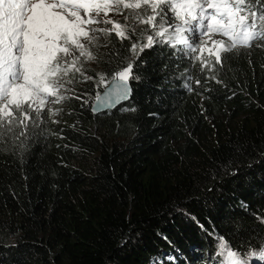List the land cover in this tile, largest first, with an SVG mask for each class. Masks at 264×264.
Masks as SVG:
<instances>
[{"label":"trees","instance_id":"obj_1","mask_svg":"<svg viewBox=\"0 0 264 264\" xmlns=\"http://www.w3.org/2000/svg\"><path fill=\"white\" fill-rule=\"evenodd\" d=\"M141 29L82 41L92 58L62 66L65 99L0 137V264H220L221 238L264 247V39L217 63L161 37L136 55ZM128 63L132 98L95 115Z\"/></svg>","mask_w":264,"mask_h":264},{"label":"snow or ice","instance_id":"obj_2","mask_svg":"<svg viewBox=\"0 0 264 264\" xmlns=\"http://www.w3.org/2000/svg\"><path fill=\"white\" fill-rule=\"evenodd\" d=\"M165 8L173 12L179 23H168ZM126 9L131 10L125 17L131 19V24L122 25L108 17L109 12L123 14ZM93 24H111L112 28L88 27ZM140 24L148 25L153 32L147 34V30L141 29L138 39L131 45L136 55L151 47L155 37L195 52L201 46L193 47L185 34L198 31L201 37L209 40L211 34H220L230 41L227 44L224 40L213 41L214 45L220 46L215 53L219 63L221 52L237 46L248 47L252 41L264 39V2L71 0L69 6L64 0H0V137L14 132L17 127L22 129L20 135H25L29 122L35 125L32 113L38 116L49 97H56L53 102L65 99L59 94L63 87L58 79L62 66L69 63V57L73 66L79 57L92 58L82 41L90 44L96 39L95 33L111 31L127 39L129 29L136 34ZM139 40H146V43H139ZM201 44H207V40H202ZM131 74L132 63H128L107 84L101 76L99 82L106 87L110 84L111 88L103 99L97 96V108L109 106L113 98H126L130 92L128 80ZM218 246L223 264H250L252 258L264 261V247L260 251L241 254L223 238Z\"/></svg>","mask_w":264,"mask_h":264},{"label":"rangeland","instance_id":"obj_3","mask_svg":"<svg viewBox=\"0 0 264 264\" xmlns=\"http://www.w3.org/2000/svg\"><path fill=\"white\" fill-rule=\"evenodd\" d=\"M65 3H68L69 6H71V0H64ZM63 11V10H61ZM125 12L128 11L127 9L124 10ZM131 11V10H130ZM94 14V13H93ZM118 13H114V12H109L108 17L111 18L113 21L117 22V20H119V18L117 17ZM81 15H84V11L81 10ZM101 15H103V13H101ZM102 26V24H93V25H89L88 27L90 28H96V27H100ZM198 35L193 38V41L195 42V46L200 45L202 48L201 53L203 55H210L212 58H215V53L216 50L220 47L219 45H214L213 41H218L220 40V34H211V39L209 40L208 37H201L200 33H197ZM202 40H207V44H201ZM78 53V52H77ZM219 262L220 264H223V258L219 253ZM250 264H264V261L252 258L250 261Z\"/></svg>","mask_w":264,"mask_h":264},{"label":"water","instance_id":"obj_4","mask_svg":"<svg viewBox=\"0 0 264 264\" xmlns=\"http://www.w3.org/2000/svg\"><path fill=\"white\" fill-rule=\"evenodd\" d=\"M128 86L130 88V92L128 94V96L126 98H113V100L110 102L109 106H105V107H100L97 108V100L93 106V112L95 115L101 114V113H105L107 111H112L117 109L118 107L126 104L127 102L130 101V99L132 98L133 95V90H132V86L130 81L128 80ZM111 88V85L108 86L105 91L99 96L101 97V99H103L105 97V93L108 92Z\"/></svg>","mask_w":264,"mask_h":264},{"label":"clouds","instance_id":"obj_5","mask_svg":"<svg viewBox=\"0 0 264 264\" xmlns=\"http://www.w3.org/2000/svg\"><path fill=\"white\" fill-rule=\"evenodd\" d=\"M253 251H260V250H253Z\"/></svg>","mask_w":264,"mask_h":264}]
</instances>
